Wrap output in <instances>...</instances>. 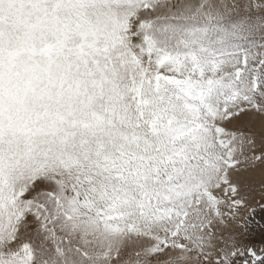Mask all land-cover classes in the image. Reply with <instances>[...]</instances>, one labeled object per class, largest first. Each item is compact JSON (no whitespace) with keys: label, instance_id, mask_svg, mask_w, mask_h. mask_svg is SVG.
<instances>
[{"label":"snow or ice","instance_id":"1","mask_svg":"<svg viewBox=\"0 0 264 264\" xmlns=\"http://www.w3.org/2000/svg\"><path fill=\"white\" fill-rule=\"evenodd\" d=\"M0 264H264V0H0Z\"/></svg>","mask_w":264,"mask_h":264},{"label":"rangeland","instance_id":"2","mask_svg":"<svg viewBox=\"0 0 264 264\" xmlns=\"http://www.w3.org/2000/svg\"><path fill=\"white\" fill-rule=\"evenodd\" d=\"M257 219L259 220L260 217H257ZM259 238H260V235H259V232H258L257 239H259Z\"/></svg>","mask_w":264,"mask_h":264}]
</instances>
